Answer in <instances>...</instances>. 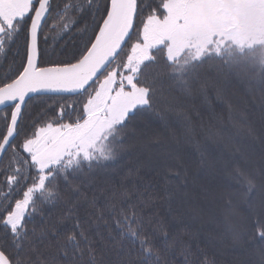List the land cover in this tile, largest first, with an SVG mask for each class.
I'll use <instances>...</instances> for the list:
<instances>
[{"label": "trees", "instance_id": "trees-1", "mask_svg": "<svg viewBox=\"0 0 264 264\" xmlns=\"http://www.w3.org/2000/svg\"><path fill=\"white\" fill-rule=\"evenodd\" d=\"M160 3L161 0H138L141 9L136 16V28L118 61L126 59V50L136 39L142 19L153 10L162 14ZM65 4L72 6L68 16L75 19L68 31L56 15ZM92 19L87 0H53L44 27V32H49L50 26L55 24L49 44L52 45L51 37L57 40L48 48L49 59L62 58V50L79 46L78 30L86 23L91 24ZM95 30L98 31V27ZM94 38L93 33L91 39ZM16 47V43H11L0 54L3 82H7L5 76L12 67L16 71L8 79L14 78L20 70L22 56L16 55ZM231 48L235 57L227 66L215 57L204 62L199 68L200 82H206L207 89L202 92L196 85L191 93L168 74L163 51L154 52L158 61L146 62L141 74V80H147L155 89L152 113L138 114L128 122L121 137L122 150L115 161L106 162L107 167L102 170L89 173L85 167L83 173L69 176L71 185L79 187V193L59 180L60 199L56 203L42 204L37 200L43 215H34L29 222L30 228L33 224L37 228L35 235L29 233L33 236L31 245L16 249L10 230L0 224V242L6 245V254H13L12 258L18 255L29 264H47L57 240L80 231L74 228L76 220L68 219L71 208V215L80 217L82 229L91 238V247L103 264H139L138 244L135 248L128 241L123 242V247L116 245L120 239L116 214L122 209L131 212L129 205L136 204L135 211L145 217V231L153 235L155 247L161 253V264H187L188 261L200 264L205 260L210 264H264V240L260 239L259 225L255 223L257 218H264V43L243 51ZM209 65L213 66L212 70ZM86 96L85 93L84 96L33 97L23 109L21 135L13 143H21L25 133L30 135L37 126L53 120L74 122ZM72 102H75L73 107L68 108L66 105ZM62 105L65 107L61 120ZM10 111L6 109L9 118ZM3 115L5 113L0 112V117ZM5 130L6 124L0 119V132ZM202 153L204 163H201ZM21 155L27 156L22 151ZM10 156L11 148L0 160V192L4 193L0 196V207L9 202L6 199L9 194L13 204L15 199L22 198L23 191L32 183L29 178L16 186L18 192L13 189L9 193L6 177L10 172L5 168ZM35 174L33 170L31 175ZM248 179L253 182L251 191L246 183ZM113 186L115 196L111 195ZM146 186L154 196L144 197L145 201H151L145 207L132 193L143 191ZM125 190L129 193L127 199L123 196ZM94 196L96 209L86 211L88 205L83 202L84 198L91 201ZM77 201L81 202L77 204ZM101 212L102 220L98 219ZM148 217H152L151 224L147 223ZM46 220L49 226L58 223L59 228L55 235L49 231L41 237L39 230ZM103 221H107L108 226ZM159 225H163L160 232L169 233V242L179 234L182 243L165 252L161 239L153 233V228ZM97 231L103 239L96 235ZM184 246H190L187 256L182 252ZM32 247L36 250L31 251ZM81 247L85 248L87 260V242H82ZM58 264H65L63 254L58 257Z\"/></svg>", "mask_w": 264, "mask_h": 264}, {"label": "snow or ice", "instance_id": "snow-or-ice-1", "mask_svg": "<svg viewBox=\"0 0 264 264\" xmlns=\"http://www.w3.org/2000/svg\"><path fill=\"white\" fill-rule=\"evenodd\" d=\"M92 9V23H86L78 30L81 37L79 46L62 50V58L49 59L48 48L57 40L53 36L49 44L50 32H44L45 23L51 10V0H0V54L6 51L8 44L16 43V55L22 56L20 70L14 78L8 76L16 71L15 67L6 74L7 82L0 80V117L6 130L0 132V153H7L11 148V156L5 170L10 172L6 177L9 193L31 178L32 183L23 191L22 198L0 207V224L10 230L11 242L16 249L25 244L31 245L37 228L29 227L34 215H43L37 200L42 204H53L60 199L59 180L71 185L69 176L83 173L87 167L89 173L107 167L106 162L115 161L122 150L123 130L138 114H150L153 110L155 89L147 80H141L142 66L146 62H157L156 51H163L168 74L191 93L194 86L206 91L207 83L200 82L199 68L209 58L215 57L227 66L234 59L235 53L223 38V32L230 27L226 12L229 0H161L158 6L163 14L153 10L143 18L136 39L131 43L126 59L118 61L128 40H132L136 28L134 17L141 9L138 0H87ZM264 5V0H260ZM72 6L65 4L58 9L56 15L64 22V30H70L75 22L68 16ZM79 10V5L75 6ZM106 13V14H105ZM102 20V23L98 22ZM30 20V23H29ZM98 27V31L95 29ZM43 33V39H41ZM94 33V39L91 35ZM127 38V40H126ZM219 38V39H218ZM90 41V46H89ZM241 45V50H242ZM242 54V51H241ZM115 63V66L112 65ZM209 65V70H212ZM106 72V74H104ZM102 76V79H98ZM95 85V86H94ZM82 111L78 112L74 122H57L55 120L37 127L32 134L25 133L22 142L13 143L21 135L23 109L33 97H51L52 95L72 94L84 96ZM27 98V99H26ZM75 102L66 105L72 108ZM64 105L60 108V119H63ZM10 109V118L6 114ZM21 151L27 154L21 155ZM205 157L201 154V163ZM34 170L35 175H31ZM132 175L131 173L129 174ZM128 177H125L127 179ZM91 183V181H89ZM249 190L253 187L251 179L246 181ZM123 181L121 182V186ZM72 190L79 193V187L71 185ZM167 191V189H166ZM111 195H116L113 186ZM137 201L145 207L151 201L144 197H153L147 186L143 191H133ZM0 196H4L0 192ZM128 198L127 190L123 192ZM170 199V194H169ZM81 201H77L79 204ZM88 209H96V197L91 201L83 200ZM131 212L121 210L116 214V228L120 239L135 248L138 244L139 264H161V253L156 249L154 237L145 231L146 220L142 212L135 211L136 204H130ZM171 211V209H169ZM68 219H75L74 228L80 231L68 234L64 239L57 240L55 251L47 264H58V257L63 254L65 264H103L102 259L91 247V238L82 229L80 217L72 216L69 209ZM27 218V219H26ZM98 219H103L101 212ZM152 217L147 218L151 224ZM108 226L107 221H103ZM259 237L264 240V218H257ZM59 224L53 222L39 230L45 237L49 231L56 234ZM99 229V223L96 224ZM163 225L153 228L156 238L161 239L165 252L174 250L177 243H182L179 234L171 242L167 239L168 232H160ZM97 236L103 239L97 231ZM108 235H112L109 227ZM87 242L88 258L85 260V248L81 243ZM6 245L0 242V264H29L17 255L6 254ZM35 247L31 251H35ZM190 246H184L183 254H189ZM79 254V260H77ZM167 264V262H165ZM187 264H192L188 261ZM200 264H210L201 261Z\"/></svg>", "mask_w": 264, "mask_h": 264}, {"label": "rangeland", "instance_id": "rangeland-1", "mask_svg": "<svg viewBox=\"0 0 264 264\" xmlns=\"http://www.w3.org/2000/svg\"><path fill=\"white\" fill-rule=\"evenodd\" d=\"M234 1H235V6L233 13L227 14L230 27L227 28L222 33L224 40L227 41V45L230 47H235L239 50H241V45H242L243 46L242 51H243L255 45L263 44L264 43V5L260 3V0H234ZM138 32L139 31H137V34ZM130 47L131 46L127 48L126 50L127 53ZM98 79H102V77H99ZM186 97L192 100L191 98H189V96ZM44 125L45 124H42L37 127H41Z\"/></svg>", "mask_w": 264, "mask_h": 264}, {"label": "water", "instance_id": "water-1", "mask_svg": "<svg viewBox=\"0 0 264 264\" xmlns=\"http://www.w3.org/2000/svg\"><path fill=\"white\" fill-rule=\"evenodd\" d=\"M234 6H235V1L234 0H229V3L226 6L227 14H232L233 13ZM135 20H136V17H134V23H135ZM133 30H131V31L133 32ZM126 40H127V38H126ZM69 95H72V94H64L63 96H69ZM52 96H60V95H52ZM2 155H3V153H0V160H1Z\"/></svg>", "mask_w": 264, "mask_h": 264}, {"label": "flooded vegetation", "instance_id": "flooded-vegetation-1", "mask_svg": "<svg viewBox=\"0 0 264 264\" xmlns=\"http://www.w3.org/2000/svg\"><path fill=\"white\" fill-rule=\"evenodd\" d=\"M37 1V0H36ZM53 0H51V4H52ZM37 3V6H38V1L36 2ZM29 23H30V20H29ZM9 45V44H8ZM8 47V46H7ZM7 47H6V50H7Z\"/></svg>", "mask_w": 264, "mask_h": 264}]
</instances>
